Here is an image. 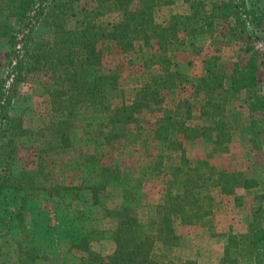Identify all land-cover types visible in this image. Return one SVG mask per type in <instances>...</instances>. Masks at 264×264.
Segmentation results:
<instances>
[{"label":"trees","instance_id":"1","mask_svg":"<svg viewBox=\"0 0 264 264\" xmlns=\"http://www.w3.org/2000/svg\"><path fill=\"white\" fill-rule=\"evenodd\" d=\"M84 1L88 0H0V41L4 45L0 64V194L16 188V179L8 168L14 150H7L14 148L17 137L30 135L25 118L13 113L19 89L30 77L47 74L51 82L45 85L44 97L50 118L40 133L51 132V153L74 148L77 121L84 110L95 115L87 126L93 128V133L97 131V141L103 143L96 144L98 148L114 149L118 142H133L134 132L146 133V116H151L156 119L154 141L171 153L160 163L159 172L167 180V188L148 225L141 222L133 206L137 192L132 179L122 170L123 165L108 166L96 152L88 154L85 162L91 169H85L91 174L90 184L72 188L76 191L74 200L89 205L80 202V191L91 192L93 207H102L103 218L115 221L111 231L115 248L110 254L94 249L92 235L96 230H91L73 242L72 249L87 254L84 264H197L178 260L173 252L181 245L179 225H199L213 217L211 183L236 202L241 200L240 189L250 191L260 185L241 173L220 171L207 161L189 159L185 143L206 139L213 143L216 152H229L235 128L228 109L234 98L246 92L252 114V142L259 147L262 130L255 115L264 114L258 79L264 52L257 43L262 40L259 30L264 29V8L254 9L245 0L210 4L207 0H183L190 13L174 14L161 24L156 21V11L173 6L176 0H91L82 8V19L76 21L75 28L68 29L69 22L77 17V4ZM113 13L121 15L119 22H99ZM220 21L229 35L241 43V52L248 55V60L244 66L241 62L229 66L223 61L221 49L216 48L205 61L203 75L192 80L176 67L177 48L189 45L192 58L199 56L203 53L199 45L202 40L211 38L216 44L213 37ZM44 29L51 31L50 38L40 37V30ZM109 42L116 43L122 54L141 57L143 70L131 103H115L112 99L119 81L116 74L104 72ZM146 52H151L149 58ZM187 86L199 102L200 117L207 121L204 125L194 121L195 102L190 96H171L177 88ZM174 153L179 154L178 159ZM110 186L123 188L125 205L119 210L106 208L103 203ZM53 189L44 188L43 192L52 196L69 190L61 185ZM259 203L251 215L248 232L229 235L221 264H241L242 260L264 264V194ZM88 222L93 224L91 219ZM41 261L59 264L49 249L39 243L21 249L16 262L0 264Z\"/></svg>","mask_w":264,"mask_h":264},{"label":"rangeland","instance_id":"2","mask_svg":"<svg viewBox=\"0 0 264 264\" xmlns=\"http://www.w3.org/2000/svg\"><path fill=\"white\" fill-rule=\"evenodd\" d=\"M218 0H207L210 4ZM254 9L264 8V0H245ZM91 3V0L77 4V17L67 25L74 29L76 21L82 19V8ZM190 13L189 6L183 0H176L170 7H161L156 11V21L166 23L174 14ZM121 19L118 13L107 14L99 19L100 23H117ZM6 21V17H2ZM262 40L257 43L261 53L264 52V29L259 30ZM41 38L48 39L50 30H40ZM206 38L199 45L203 53L192 58L193 49L189 46L178 47L176 67L192 80H196L204 73L206 59L220 48L223 61L227 65L241 62L244 66L248 55L241 52V43L229 35L224 23L217 22V31L213 39ZM105 73L118 76L119 88L115 91L113 101L131 103L139 88L140 74L143 70L141 57L138 54H122L114 42L107 44ZM4 45L0 41V64L4 55ZM151 52H146L150 57ZM193 61V63H190ZM260 95L264 97V66L258 73ZM51 82L47 74L30 77L23 84L14 104L15 115L25 118V125L30 130V135L15 139L12 158L9 159L10 176L16 179V188L0 194V263H13L19 258L21 249L35 244L49 249L54 262L59 264H84L87 254L80 250L72 249V243L90 233L94 240L93 248L110 254L115 248L111 239V231L115 221L104 219L105 212L102 207H93L91 192L87 189L80 191V202L90 203L80 205L74 200L76 191L72 188L86 187L90 184L91 174L85 168L88 154L97 153L108 166L123 165L121 168L128 178L132 179V187L136 188L137 197L133 206L137 209L140 220L148 225L149 220L156 216V206L160 203L167 188V180L160 174V163L163 157H170L166 151L153 139V130L156 119L146 116V133H135L136 140L118 142L115 148H100L103 144L97 141L96 132L88 127L90 119L95 117L91 110H84L79 114L77 121L78 134L74 139L73 149L64 153L50 152L52 139L51 132H44L49 118L46 110L44 88ZM230 86V79H227ZM184 87V86H183ZM177 88L171 95L174 98L190 96L195 102L194 121L197 125L207 123L200 117L199 102L193 96L190 86ZM197 104V105H196ZM229 117L235 128L233 142L229 152H216L211 141L198 139L185 143L187 157L193 161H207L211 166L220 171L241 173L250 179L259 182V188L238 191L240 202L232 196L222 195L219 188L212 183L210 193L214 199L213 217L199 225H179L178 232L181 236V245L173 255L178 260H192L197 264H221L224 249L231 233L245 234L248 232L251 215L259 208V198L264 194V114L257 113L255 118L260 121L262 130L259 147L252 142V114L250 100L246 92H242L230 103ZM93 121V120H92ZM94 126V125H93ZM133 131V130H132ZM32 133V134H31ZM53 144V143H52ZM128 144V148L127 147ZM126 145V147H123ZM178 159L179 154H173ZM169 161V160H168ZM168 161L166 162L168 165ZM82 168L85 171H82ZM85 183V184H84ZM56 185L66 186L69 190L60 195L52 196L43 189L54 190ZM77 190V189H76ZM55 191V190H54ZM106 208L119 210L124 205V191L122 187L110 186L103 200ZM93 220L91 225L88 221ZM87 220V221H85ZM99 230V231H98ZM37 240V241H36ZM39 264H48L41 261ZM241 264H250L242 260Z\"/></svg>","mask_w":264,"mask_h":264}]
</instances>
